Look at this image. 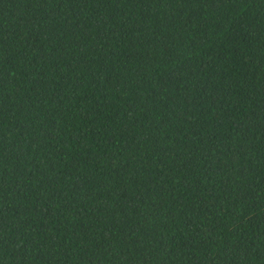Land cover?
<instances>
[{"label": "trees", "instance_id": "1", "mask_svg": "<svg viewBox=\"0 0 264 264\" xmlns=\"http://www.w3.org/2000/svg\"><path fill=\"white\" fill-rule=\"evenodd\" d=\"M0 264H264V0H0Z\"/></svg>", "mask_w": 264, "mask_h": 264}]
</instances>
